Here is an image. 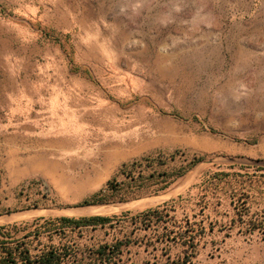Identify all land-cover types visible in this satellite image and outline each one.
<instances>
[{
    "label": "rangeland",
    "instance_id": "rangeland-1",
    "mask_svg": "<svg viewBox=\"0 0 264 264\" xmlns=\"http://www.w3.org/2000/svg\"><path fill=\"white\" fill-rule=\"evenodd\" d=\"M21 24L0 31V44L30 42V90L19 98L30 96L51 149L43 175L16 189L2 191L0 174V227L135 216L186 195L205 173H240L254 182L244 221L258 228L207 236L193 264H264V0H30V26ZM15 53L0 46V104L14 90L4 68ZM143 158L168 170L202 161L166 193L78 206ZM225 210L230 224L234 207ZM154 231L101 230L84 242L130 237L120 264H168L179 251L152 245Z\"/></svg>",
    "mask_w": 264,
    "mask_h": 264
},
{
    "label": "trees",
    "instance_id": "trees-1",
    "mask_svg": "<svg viewBox=\"0 0 264 264\" xmlns=\"http://www.w3.org/2000/svg\"><path fill=\"white\" fill-rule=\"evenodd\" d=\"M86 75L90 77L88 73ZM175 155L177 153L172 154V159ZM200 161L202 159L174 170L166 169L165 162L159 158L134 161L124 165L108 181L106 188L78 206L128 202L146 194L166 193ZM253 186V180L240 173L208 172L186 195L135 216L124 213L111 217H60L1 226L0 264H120L124 252L134 244L130 237L98 244H87L84 239L95 231L130 229L132 226L155 229L152 245L167 244L178 249L179 254L173 261L170 258L168 264H193L207 247V236L232 231L238 223L248 227L246 234H252L258 228L252 221H244L245 217H250ZM193 189L198 190L195 196H191ZM226 204L234 207L235 216L230 224L220 220L229 216L226 210L223 211Z\"/></svg>",
    "mask_w": 264,
    "mask_h": 264
},
{
    "label": "crops",
    "instance_id": "crops-1",
    "mask_svg": "<svg viewBox=\"0 0 264 264\" xmlns=\"http://www.w3.org/2000/svg\"><path fill=\"white\" fill-rule=\"evenodd\" d=\"M3 8H7L4 12ZM19 22V23H16ZM30 26V0H0L1 35L11 30L20 33L21 23ZM15 29V30H14ZM4 48H15L14 57L7 59L14 78L13 93L5 92L8 103L0 104V174L1 190L16 189L30 178L40 177L48 161L50 143L44 136L43 123L33 120V108L29 99L23 100L20 91L30 90V42L22 44H0ZM72 68V66H71ZM17 88V89H15ZM15 90L17 92H15ZM36 134V142L32 135ZM0 190V191H1ZM2 225V224H1ZM264 243V241H263Z\"/></svg>",
    "mask_w": 264,
    "mask_h": 264
},
{
    "label": "bare ground",
    "instance_id": "bare-ground-1",
    "mask_svg": "<svg viewBox=\"0 0 264 264\" xmlns=\"http://www.w3.org/2000/svg\"><path fill=\"white\" fill-rule=\"evenodd\" d=\"M94 210H95V211H97V209H93L92 211L90 210V212H93V213H95V212H94ZM86 211H87V210H86ZM0 225H1V224H0Z\"/></svg>",
    "mask_w": 264,
    "mask_h": 264
},
{
    "label": "built area",
    "instance_id": "built-area-1",
    "mask_svg": "<svg viewBox=\"0 0 264 264\" xmlns=\"http://www.w3.org/2000/svg\"><path fill=\"white\" fill-rule=\"evenodd\" d=\"M24 187L26 188V185H25ZM24 187H23V188H24Z\"/></svg>",
    "mask_w": 264,
    "mask_h": 264
}]
</instances>
